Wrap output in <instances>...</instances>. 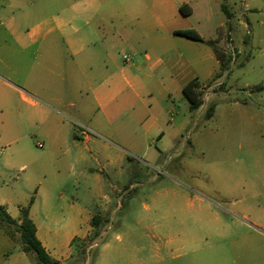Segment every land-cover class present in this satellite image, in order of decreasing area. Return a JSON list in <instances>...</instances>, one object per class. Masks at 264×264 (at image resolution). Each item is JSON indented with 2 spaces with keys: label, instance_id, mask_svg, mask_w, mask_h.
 <instances>
[{
  "label": "rangeland",
  "instance_id": "obj_1",
  "mask_svg": "<svg viewBox=\"0 0 264 264\" xmlns=\"http://www.w3.org/2000/svg\"><path fill=\"white\" fill-rule=\"evenodd\" d=\"M119 1L11 0L14 30L26 33L42 20L51 24L64 17L76 27L75 35L88 39L87 73L92 75L94 49L97 75L111 52L112 71L126 66L146 79L153 72L137 63L139 56L161 55L153 41L164 34L158 17L174 21L177 11L165 0L154 5L144 0L135 15L130 10L125 40L101 21ZM209 5L208 18L195 16L189 23L207 39L223 44L224 38L230 46L221 48L231 58L227 69L216 67L214 75L213 60L194 64L204 99L196 110L176 86L160 94L153 89L168 108L162 124L176 126L164 151L161 141L153 142L132 120L131 109L121 120L135 131L111 134L93 125L92 107L83 105L89 98L77 92L87 87L83 71H74L80 77L74 88L68 80L53 84L60 101L46 111L41 105L48 86L39 71L24 65L20 43L12 39L9 63L0 67V199L16 214L33 199L36 218L49 212L65 239L90 226L72 241L65 264H264V0H210ZM0 33H7L4 27ZM136 36L148 44L136 47ZM248 36L250 45L244 42ZM92 37L99 41L92 44ZM156 72L170 83L169 68ZM70 101L75 105H67ZM212 101L215 112L207 119ZM137 140L139 152L132 146ZM90 147L101 152L100 160L91 157ZM108 155L117 158L115 165L105 164ZM85 165L92 167V188L78 172ZM74 202L78 206L72 207ZM97 213L106 222L94 237L87 217ZM4 228L11 227L0 226V264H37L33 253L22 250L19 233L14 241Z\"/></svg>",
  "mask_w": 264,
  "mask_h": 264
},
{
  "label": "crops",
  "instance_id": "obj_2",
  "mask_svg": "<svg viewBox=\"0 0 264 264\" xmlns=\"http://www.w3.org/2000/svg\"><path fill=\"white\" fill-rule=\"evenodd\" d=\"M224 2V0H215ZM165 2L171 5L172 9L177 11L176 20L171 21L167 18L158 17V22L163 27L164 34L157 35L153 41L157 45L159 55L157 58H152L149 52H145L142 56H139L138 64L147 65L153 72L149 74L148 78L141 79L137 75L132 73L131 69L122 66L116 68L114 71L110 66V60L113 58L111 52L106 54L107 60L105 61V70L101 75H97L95 68V58L99 54L98 51L92 49V63L90 69L92 75L86 72L88 54L85 53L88 39L75 35L76 27L70 24V20L64 17H57L52 19L51 24H48V20H42L35 24L32 28L28 29L26 33L16 34L15 27V15L14 4L11 0H0V29L4 27L7 33H0V67L1 64L9 63V54L11 51V41L15 39L20 43V47L24 52L23 61L24 65L30 70L40 73V77L48 86L45 90L44 104H40L36 101H32L33 104L41 105L42 108L52 109V102L60 101V97L56 96L54 92L59 91L53 84L68 80L74 88V82L79 81L80 77L75 74L74 71H83L84 80L87 84L86 88H78L79 94H84L88 99L83 101V105L88 108L92 107V112L89 114V121L93 123L98 129L109 131V133L120 134L124 133V130L135 131L132 126L122 122V116L131 109V118L138 125V127L144 132V135H151L153 142L161 141L164 146L160 147L161 151H164L166 147L170 145L169 139L175 134L176 126L169 123L162 124V116L168 111L166 103L156 99L153 95V89L156 87L160 94L162 90L169 91L171 87H178L182 89L186 83L191 79L199 76L196 74L194 64L203 63L206 60H213L215 63V70L210 71L211 75H214L220 68V61L215 53L214 47L208 43L198 42L174 33L175 30L193 27L195 25L190 24L189 21L195 16L200 18H208L210 0H165ZM152 5L155 4V0H151ZM146 5L144 0H136V4H130L128 0H120L115 6L108 8L103 14L101 21L103 24L113 29V36L120 35L121 38L127 35L128 16L130 10L132 15L136 14L137 5ZM182 4H189L192 7V12L189 15H184L180 11ZM223 4V3H222ZM251 8L247 7V10ZM29 14L26 13L25 16ZM178 21L182 24H177ZM224 24H221L223 28ZM198 28V26H196ZM199 29V28H198ZM106 38V37H105ZM205 38V37H204ZM94 39V40H93ZM92 37V44L99 41ZM207 39V38H205ZM219 44L217 40L215 43L228 49L230 44L224 42ZM233 43H234V38ZM133 42H137L136 47L141 45L144 41L146 45L148 42L146 39L134 37ZM247 45L252 42L251 36L244 39ZM235 44V43H234ZM236 46V44H235ZM66 49V52H65ZM240 49V48H239ZM240 52V50H239ZM66 53L69 58L66 60ZM134 65V63L132 64ZM167 67L171 71V77H169L170 83L166 82V78L159 77L158 72L162 67ZM218 67V68H216ZM161 68V69H160ZM174 71V72H173ZM6 79V78H5ZM8 83V81L4 80ZM184 94V93H183ZM149 95V98L145 96ZM91 99V102H90ZM136 102L139 105L136 106ZM67 105L74 106V102L70 101ZM101 119H104L109 127H104L101 124ZM129 125V126H128ZM173 125V126H171ZM184 123L181 122L179 129L182 130ZM108 128V129H107ZM86 140L91 141V137L87 136ZM140 141H133L132 146L140 151ZM91 157L100 160L102 155L97 149L90 147ZM145 155V152H141ZM90 158H84L88 160ZM107 162L105 164L115 165L117 158L108 155L106 157ZM102 164V165H105ZM23 167H26L25 165ZM106 170V168H103ZM78 172L84 175L85 180L88 182V186L92 188V167L85 165L84 168L78 170ZM75 173V171H74ZM44 193L48 194L50 191L45 188ZM5 198L0 199V205L5 206L8 213L16 219L18 222L20 218V208L26 205L18 206V214L12 213L7 207ZM33 201L30 205L29 215L33 219L37 227V236L41 240L43 246L49 255L54 258L58 264H65L70 255L72 241L82 234H85L89 227L83 232L72 231L65 239L59 229L53 225L50 214L47 212L46 218H36L34 213ZM72 207L78 206L77 203H72ZM84 212L89 213L86 208L82 209ZM99 214V213H97ZM96 214H90L87 217V221L90 224L92 217ZM91 225V224H90ZM8 235V233L4 230ZM9 236V235H8ZM10 237V236H9ZM12 240L16 241L12 237Z\"/></svg>",
  "mask_w": 264,
  "mask_h": 264
},
{
  "label": "trees",
  "instance_id": "obj_3",
  "mask_svg": "<svg viewBox=\"0 0 264 264\" xmlns=\"http://www.w3.org/2000/svg\"><path fill=\"white\" fill-rule=\"evenodd\" d=\"M222 8L226 11L227 16L230 18L231 13L227 9L225 3L222 4ZM180 11L184 15H189L192 12V7L189 4H182L180 6ZM174 33L198 42H204L212 45L220 61L221 69H227L228 62L231 57L230 55H227L226 51L223 48L219 47L215 43V40L205 39L204 36L195 27L178 29L175 30ZM201 88L202 87L200 79L198 77L191 79L183 87V93L185 97L190 101L191 110L198 109L204 103ZM215 108L216 102L212 101L208 105L205 112V117L207 119H210L214 115ZM32 201L33 199L31 200V202ZM31 202L29 205L22 206L20 208V222H18L8 213L5 206L0 205V226L2 227V225L5 224L9 225L11 229L6 230L4 228V230L13 239H15V234L19 233L20 240L22 242V250L26 253H33L35 255L37 264H58L57 261L49 255L41 240L37 236L36 224L29 215ZM105 222V219L100 214H96L92 217L90 224L95 228L94 237L99 235L101 227L105 224Z\"/></svg>",
  "mask_w": 264,
  "mask_h": 264
},
{
  "label": "built area",
  "instance_id": "obj_4",
  "mask_svg": "<svg viewBox=\"0 0 264 264\" xmlns=\"http://www.w3.org/2000/svg\"><path fill=\"white\" fill-rule=\"evenodd\" d=\"M124 57H125V59H129L128 55H125ZM41 145H42V144H40V146H41Z\"/></svg>",
  "mask_w": 264,
  "mask_h": 264
}]
</instances>
